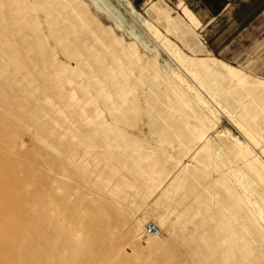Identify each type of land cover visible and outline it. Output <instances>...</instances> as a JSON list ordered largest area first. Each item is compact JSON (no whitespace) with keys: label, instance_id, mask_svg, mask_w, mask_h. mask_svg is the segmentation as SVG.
I'll return each instance as SVG.
<instances>
[{"label":"rangeland","instance_id":"374dc122","mask_svg":"<svg viewBox=\"0 0 264 264\" xmlns=\"http://www.w3.org/2000/svg\"><path fill=\"white\" fill-rule=\"evenodd\" d=\"M179 6L0 0V264H264V26Z\"/></svg>","mask_w":264,"mask_h":264},{"label":"crops","instance_id":"0c3cea01","mask_svg":"<svg viewBox=\"0 0 264 264\" xmlns=\"http://www.w3.org/2000/svg\"><path fill=\"white\" fill-rule=\"evenodd\" d=\"M131 1L140 4L144 2V0ZM166 1L181 12L182 7L179 6L180 3L187 7L193 13L196 20L200 22L198 32L200 36L206 39L208 50L224 56H240L242 54L240 46L244 42L258 40L260 37L257 35L258 26L260 23L264 26V0ZM262 33H264V30ZM248 55H251L249 49ZM262 55L264 59V51ZM257 78L264 79L263 77Z\"/></svg>","mask_w":264,"mask_h":264},{"label":"built area","instance_id":"2783aa9c","mask_svg":"<svg viewBox=\"0 0 264 264\" xmlns=\"http://www.w3.org/2000/svg\"><path fill=\"white\" fill-rule=\"evenodd\" d=\"M148 230H149V231H155V229H154L153 226H148Z\"/></svg>","mask_w":264,"mask_h":264}]
</instances>
